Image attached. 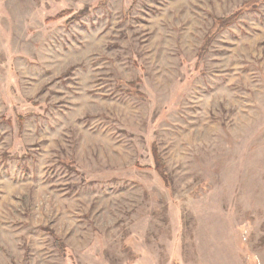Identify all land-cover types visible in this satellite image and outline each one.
<instances>
[{"label": "rangeland", "instance_id": "1", "mask_svg": "<svg viewBox=\"0 0 264 264\" xmlns=\"http://www.w3.org/2000/svg\"><path fill=\"white\" fill-rule=\"evenodd\" d=\"M0 264H264V0H0Z\"/></svg>", "mask_w": 264, "mask_h": 264}, {"label": "trees", "instance_id": "2", "mask_svg": "<svg viewBox=\"0 0 264 264\" xmlns=\"http://www.w3.org/2000/svg\"><path fill=\"white\" fill-rule=\"evenodd\" d=\"M216 21L219 23L221 26H227L235 21L234 17H225V18H216Z\"/></svg>", "mask_w": 264, "mask_h": 264}]
</instances>
